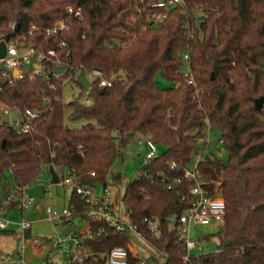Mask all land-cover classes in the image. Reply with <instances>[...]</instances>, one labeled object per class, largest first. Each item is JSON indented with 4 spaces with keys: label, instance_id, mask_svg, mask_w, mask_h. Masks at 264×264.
<instances>
[{
    "label": "trees",
    "instance_id": "16d2710c",
    "mask_svg": "<svg viewBox=\"0 0 264 264\" xmlns=\"http://www.w3.org/2000/svg\"><path fill=\"white\" fill-rule=\"evenodd\" d=\"M157 1L0 0V33L23 34L65 63L57 77L58 65L44 59L47 75L34 74L32 62L23 65L21 77L0 79V105L39 113L25 132L0 116V207L17 209L43 166L73 167L82 182L107 184L112 163L139 133L165 148L128 178L121 198L141 237L164 255L160 264H264V100L254 107V99L264 96V0L155 6ZM67 6L79 7L82 17L67 13ZM59 18L68 28L46 36L44 30ZM93 68L112 84L100 87L92 79L85 90L77 76ZM158 73L171 85L158 87ZM66 80L79 85L78 96L65 99ZM77 120L83 122L69 124ZM210 126L220 129L226 160L207 151ZM200 139L204 149L197 169L209 193L223 196L225 215L214 233V251L191 253L184 260L186 246L171 219L193 197L191 180L175 178L198 153ZM6 171L12 172L13 188L2 181ZM111 177L122 183L120 172ZM68 200L77 208L83 205L74 191ZM95 224L103 229L90 241L94 251L106 252L113 244L127 247L131 241V233ZM134 261L130 255L129 264Z\"/></svg>",
    "mask_w": 264,
    "mask_h": 264
},
{
    "label": "built area",
    "instance_id": "2783aa9c",
    "mask_svg": "<svg viewBox=\"0 0 264 264\" xmlns=\"http://www.w3.org/2000/svg\"><path fill=\"white\" fill-rule=\"evenodd\" d=\"M179 1L181 0H159L154 5L169 6ZM66 11L79 18L82 17L79 7L67 6ZM11 25L13 26V24ZM33 27L31 25L28 31L29 34ZM67 28L68 24L66 21L63 18H59L50 27H47L44 32L46 36H51ZM3 37L4 35L0 33V40ZM60 44L64 45V42L61 41ZM5 50V55L0 57V65L3 67L0 70V79L6 76L7 81H11L12 76L21 77L23 75V65L32 62L35 64L34 74L44 72L43 66H41V62L44 59L50 60L57 65L65 64L57 57L54 50L36 48L33 43L27 41L26 36L23 34L9 37L5 42ZM184 57L186 58V55ZM15 69H19L20 72L14 73ZM59 73L60 71L57 70L53 72V75L57 77ZM44 75H47V73L44 72ZM84 75L89 81L96 79L100 87H108V85L112 84V80L107 78L97 68L91 69L89 73ZM83 100L88 102L89 98L83 97ZM11 111L18 112V118L6 117ZM38 115L39 113L36 109L25 108L24 111H20L15 105L12 107L0 105V116L2 119L6 120L19 131L25 132L28 130L32 122L39 117ZM221 140L219 139L218 141L221 142ZM141 142L146 147L144 161L158 155L157 141L154 138L150 136L143 137L141 138ZM201 155L202 152L196 153L193 157V168L185 167L182 175L175 178V182L181 181L182 178L191 180L189 193L193 197L190 205L181 211L178 216H173L171 219L177 223L179 239L186 246L187 251L183 255L184 260H188L189 255H191V250L197 247L198 237L195 236L196 228L213 220L222 222L225 215V201L223 196L219 192L209 193L205 187V180L201 177L197 169L198 160L201 158ZM174 166L175 163L170 161V167L174 168ZM54 170L58 176L57 183L51 182V173L47 166H43V170L39 175V177H45V180H34L31 183L41 186L43 190L48 189L50 184H64L65 186H69L70 192L74 191L83 201V205L81 208H77L74 203L68 200L67 204L63 205L61 209L56 208L52 204L46 206V217L52 225L53 235L44 238V241L48 242L49 248L40 264H129L128 259L130 255L135 259L130 264H135L138 256L129 248L130 242L127 244V247L113 244L106 252L94 251L90 245V241L103 229L102 226L99 227L95 224L97 221L108 224L119 233L130 234L133 232L141 236L140 231H138L136 225L130 220L129 215L125 213L127 219L119 215L117 199L112 198V191L108 183H94L92 185L82 182L79 176L76 175L73 167H65L60 170L54 168ZM47 175L48 177L46 178ZM91 175H94V172H91ZM105 180L107 182V178ZM30 184L27 185L23 194L20 196L17 209L23 211L33 202V196L28 194ZM100 184L102 188L97 192L96 187ZM9 223L10 221L7 218L0 215V229L6 230ZM19 225L23 230H27L31 226V221L22 219ZM154 227L155 222L151 221V229ZM192 230L193 238H190L189 235ZM33 240L40 245L42 244L41 242L39 243V238L37 237Z\"/></svg>",
    "mask_w": 264,
    "mask_h": 264
},
{
    "label": "rangeland",
    "instance_id": "374dc122",
    "mask_svg": "<svg viewBox=\"0 0 264 264\" xmlns=\"http://www.w3.org/2000/svg\"><path fill=\"white\" fill-rule=\"evenodd\" d=\"M185 61V60H184ZM57 66V64H55ZM58 70L63 72L65 66L58 65ZM182 70L185 73L189 72L188 62L185 61L182 66ZM155 83L159 87L170 86L171 82L164 79L160 73L155 76ZM63 93L65 99H71L79 95V85L76 82L69 80L65 81ZM8 114L6 117H8ZM13 118H18L19 114L16 111H11ZM83 122V120H77L76 122H69L70 125L76 126ZM142 135L135 133L129 140L127 145L121 149V154L112 163L111 169L107 175V182L110 190L112 191V198L117 199V209H119V215L124 219H127L125 215V207L122 202L121 195L124 192L125 184L130 176L144 162V156L146 147L141 142ZM220 129L210 126L207 129V151L214 152L222 160H226L227 150L225 146L220 143ZM158 146L157 154H160L164 150L165 146L162 143L157 142ZM204 145L200 139L197 143L196 150L202 152ZM194 162L190 161L188 167L193 168ZM120 172L122 176V183L117 184L112 181L111 175L113 173ZM49 175V174H48ZM46 176V178L48 177ZM45 177H37L35 181H44ZM2 181L10 188L14 187L12 172L6 171ZM102 188V185L96 187L97 192ZM70 192L69 186L64 184H50L49 188L43 190V188L36 184H30L28 188V194L33 196V202L25 210L11 209L7 211L5 205L0 207V215L7 218L10 223L6 231H0V264H40L47 254L49 248L48 242L44 241V238L51 237L53 234L52 225L46 217V206L52 204L58 209L65 204L68 200L67 196ZM4 198V191L1 195V202ZM17 208V207H16ZM31 221V226L28 228V237L23 235V229L20 227L19 222L22 220ZM221 221L213 220L207 224L200 225L204 229V236L198 237L197 247L191 250L192 254L208 253L214 251L217 244V237L214 233L221 225ZM39 238V243L34 242V238ZM190 238H193V230L191 231ZM199 245V246H198ZM131 248L138 259L135 264H160L164 260V255L158 251L148 241L137 235L131 233V241L129 243ZM18 255V257H16ZM145 261V262H144ZM144 262V263H143Z\"/></svg>",
    "mask_w": 264,
    "mask_h": 264
},
{
    "label": "water",
    "instance_id": "95a60500",
    "mask_svg": "<svg viewBox=\"0 0 264 264\" xmlns=\"http://www.w3.org/2000/svg\"><path fill=\"white\" fill-rule=\"evenodd\" d=\"M8 38H9V35H5L4 37H3V39L2 40H0V57H3L4 55H5V42H6V40H8ZM1 69H3V67L0 65V70ZM20 72V70L19 69H15L14 70V73H19ZM213 75V74H212ZM78 82H79V84L85 89V90H88L89 89V87H90V85H91V81H89L87 78H86V76L84 75V74H79L78 76H77V79H76ZM264 100V96L263 95H260L259 97H256L255 99H254V107L256 108V109H259L260 108V106H261V104H262V101ZM49 170H50V173H51V182L52 183H57L58 182V176H57V174H56V172H55V170H54V168L53 167H50L49 168ZM203 235V229L202 228H200V227H197L196 228V231H195V236L196 237H201ZM16 257H18V255L16 256Z\"/></svg>",
    "mask_w": 264,
    "mask_h": 264
},
{
    "label": "crops",
    "instance_id": "0c3cea01",
    "mask_svg": "<svg viewBox=\"0 0 264 264\" xmlns=\"http://www.w3.org/2000/svg\"><path fill=\"white\" fill-rule=\"evenodd\" d=\"M10 115H11V112H10ZM10 115H9V117H12V116H10ZM143 145H144V144H143ZM68 195H69V194H68ZM66 200H68V196H67V199H66Z\"/></svg>",
    "mask_w": 264,
    "mask_h": 264
}]
</instances>
